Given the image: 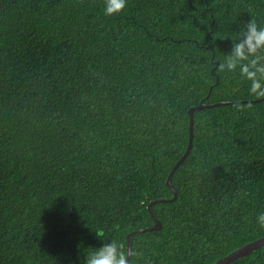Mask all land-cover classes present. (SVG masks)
I'll use <instances>...</instances> for the list:
<instances>
[{"label": "trees", "instance_id": "trees-1", "mask_svg": "<svg viewBox=\"0 0 264 264\" xmlns=\"http://www.w3.org/2000/svg\"><path fill=\"white\" fill-rule=\"evenodd\" d=\"M103 4L0 0V264H82L97 228L128 254L160 198L135 264H213L264 236V98L220 68L264 0ZM229 264H264V245Z\"/></svg>", "mask_w": 264, "mask_h": 264}, {"label": "clouds", "instance_id": "clouds-1", "mask_svg": "<svg viewBox=\"0 0 264 264\" xmlns=\"http://www.w3.org/2000/svg\"><path fill=\"white\" fill-rule=\"evenodd\" d=\"M128 0H104L105 16L119 14L126 10ZM246 20H241L235 36L231 38V50L225 54L220 64L222 70H238L239 76L248 82V91L256 97H264V19L249 10ZM256 224L264 228V211L256 215ZM96 235L100 238L99 246L83 250L82 264H135L133 256L140 252L126 254L123 242L116 239H104L103 229L97 228Z\"/></svg>", "mask_w": 264, "mask_h": 264}, {"label": "water", "instance_id": "water-1", "mask_svg": "<svg viewBox=\"0 0 264 264\" xmlns=\"http://www.w3.org/2000/svg\"><path fill=\"white\" fill-rule=\"evenodd\" d=\"M216 63L218 64L219 62L216 61ZM219 80V77H217V81ZM264 97H262L261 99H263ZM207 104H200L199 106H193L190 108V139H189V148L186 150V152L182 155V157L175 163V165L173 166V168L171 169L169 175H168V179H167V183L168 185L171 187V189L174 192V197H176L177 195V190L175 188V186L172 184L171 178L173 173L175 172V170L177 169V167L180 165V163L186 158V156L188 155V153L190 152V150L192 149L193 146V128H194V110L198 107H204ZM213 105V104H212ZM158 200H164V198H160V199H155L152 200L148 207L149 210L155 220L154 224L151 226H147V227H143L137 230H133L132 232H130L127 235V247H128V254L131 253V235L140 232L142 230L145 229H159L162 227V222L161 220L156 216V214L153 211V205L158 201ZM262 245H264V236L253 240L252 242L246 243L242 246H240L239 248L235 249L234 251L230 252L229 254L221 257L219 260H217L216 262H214L213 264H229L230 262L234 261L236 258L241 257L251 251H253L256 248L261 247Z\"/></svg>", "mask_w": 264, "mask_h": 264}]
</instances>
